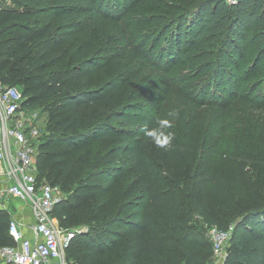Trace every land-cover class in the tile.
<instances>
[{
    "label": "trees",
    "instance_id": "obj_1",
    "mask_svg": "<svg viewBox=\"0 0 264 264\" xmlns=\"http://www.w3.org/2000/svg\"><path fill=\"white\" fill-rule=\"evenodd\" d=\"M37 1L0 0V81L20 85L23 103L45 114L36 165L39 179L59 186L53 214L63 227L87 225L74 232L67 260L206 264L212 250L205 225L225 229L234 221L224 264H264V146L249 155L257 157L248 169L238 164L227 176L209 168L202 157L183 166L175 160L174 140L153 158L144 133L145 126H155L169 111L201 118L199 104L205 105L210 84L221 100L204 110L215 121L225 120L232 101L257 107L232 95L238 85L227 62L257 49L254 66L262 63L264 0H190L171 15L155 14L156 29L124 51L137 62L138 74L129 75L128 83L114 74L99 86L88 84L91 74L117 67L119 55L112 48L95 52L82 43L75 50L79 61L61 68L51 67L48 48L94 24L127 49L128 25L112 17L119 11L116 1L112 7L101 0H41L44 7ZM181 53L180 63L197 66L191 72L203 80L196 86L198 102L195 90L184 84L188 73L173 80L166 75ZM162 59L167 65L159 64ZM223 95L231 97L224 100ZM254 132L264 136V131ZM8 221L7 210L0 208V244L12 242Z\"/></svg>",
    "mask_w": 264,
    "mask_h": 264
},
{
    "label": "rangeland",
    "instance_id": "obj_2",
    "mask_svg": "<svg viewBox=\"0 0 264 264\" xmlns=\"http://www.w3.org/2000/svg\"><path fill=\"white\" fill-rule=\"evenodd\" d=\"M4 1L7 4H16L19 2V0ZM115 1L119 11L114 16H112L113 14H110V16L120 17V22H126L125 25H128L125 29L128 34L124 41L127 49H124L123 42L118 41L116 36H112L103 26L91 24L86 31L76 34L69 41L64 42L54 49L48 48L49 58L54 62L51 67L61 68L79 61L80 56H78L75 50L82 43L88 47L90 46V48L94 49L92 51L95 52L104 48H112L119 55L120 60L116 64L117 67L110 65L94 71L91 74V79L88 84L99 86L109 80L114 74L119 80L128 83L130 79L129 75L138 74L139 68L137 67V62L128 58L127 54H124V51L128 52V46L137 47L145 35H148L149 32L156 29L157 24L154 22L155 14L164 16L171 15L173 10H176L180 5L183 6L190 0H140L137 7L133 6L136 0ZM115 1L101 0V4L112 7ZM51 3H53L52 0H50L49 4ZM36 4L41 7L45 5L41 0L37 1ZM39 17L44 18L42 14ZM156 50L158 49L156 48ZM256 51L257 49L247 50L243 58H233L232 61L227 62V66L234 72L238 85V90L232 95L237 96L236 99H250L257 107H249L247 109L243 104L240 105L239 102L232 101L231 104L233 103L234 105L228 106L225 120L222 122L220 120L215 121L204 110V107H208L213 100H221V96H219L216 90L211 89L210 84V86H206L208 94L204 97L203 102H205V105L198 103L199 107L203 109L201 118L195 117V119L191 120L185 115L178 114L172 121L173 127L169 131L174 134L173 140L176 142L175 148L173 149L176 154L175 160L182 163L183 166L192 165L197 158L202 157L207 162L209 168L217 169L229 176L232 173V168L238 164L248 169L247 164L251 161L250 159L257 157L256 155L249 157V155L254 153L256 147L260 145L264 146V136L254 132L264 131V57L262 58V63L255 67L254 64L258 62L255 60ZM184 56L185 53L178 55V61L168 70V73L166 72V75L173 80L171 77L174 75L180 74L186 76V73H188L186 77L187 82L184 84L188 88L195 90L194 98L196 97V101L198 102L199 97L197 93L200 90H196V86L203 80H197L198 78L194 77L193 72H191L197 66L180 63L179 60L184 58ZM124 57L127 61H122ZM152 59H154L153 56ZM160 63L167 65L164 59ZM14 84L21 90L20 85ZM229 97L231 96L223 95L224 100ZM118 99L121 102L125 100L121 94L118 95ZM45 121V114H40L38 124L42 132L44 131ZM118 141L119 139L116 138L109 142ZM148 150L153 158H157L158 154L162 155L163 149L156 147L150 139ZM257 155L259 156L260 153ZM261 160L264 161V159ZM6 203L10 206L11 211H14L19 205L17 200L11 201V199L6 200ZM194 218L198 219L200 221L199 223L202 222V219L197 213L194 214ZM233 224L234 221H229L225 227L230 230V234L233 229ZM70 228L74 232H79L87 229V225L73 224ZM227 243H229V240ZM206 264H213L212 257H210Z\"/></svg>",
    "mask_w": 264,
    "mask_h": 264
},
{
    "label": "built area",
    "instance_id": "obj_3",
    "mask_svg": "<svg viewBox=\"0 0 264 264\" xmlns=\"http://www.w3.org/2000/svg\"><path fill=\"white\" fill-rule=\"evenodd\" d=\"M233 3L235 0H225ZM16 85L0 81V208L9 214L10 244H0V264H71L66 248L74 230L63 227L53 214L58 185L37 177V145L40 111L24 104ZM28 206L32 222L23 224L6 200ZM213 264H224L230 230L205 225Z\"/></svg>",
    "mask_w": 264,
    "mask_h": 264
},
{
    "label": "clouds",
    "instance_id": "obj_4",
    "mask_svg": "<svg viewBox=\"0 0 264 264\" xmlns=\"http://www.w3.org/2000/svg\"><path fill=\"white\" fill-rule=\"evenodd\" d=\"M175 111H169L165 118H158L155 126L148 128L145 126V135L152 140L154 145L158 148L167 150L171 144L174 134L169 131L173 127V120L176 117Z\"/></svg>",
    "mask_w": 264,
    "mask_h": 264
},
{
    "label": "crops",
    "instance_id": "obj_5",
    "mask_svg": "<svg viewBox=\"0 0 264 264\" xmlns=\"http://www.w3.org/2000/svg\"><path fill=\"white\" fill-rule=\"evenodd\" d=\"M21 206V203L19 204ZM18 205V207L16 209H14L13 213L14 215L18 218V220L23 223V224H27L32 222V216L31 213L29 211L28 206H23L21 208H19L20 206Z\"/></svg>",
    "mask_w": 264,
    "mask_h": 264
}]
</instances>
